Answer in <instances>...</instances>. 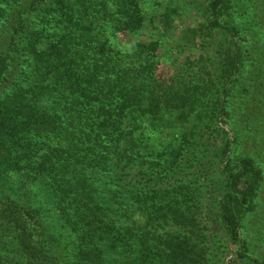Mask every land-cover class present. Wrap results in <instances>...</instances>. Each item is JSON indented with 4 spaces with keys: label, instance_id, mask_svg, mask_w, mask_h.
Instances as JSON below:
<instances>
[{
    "label": "trees",
    "instance_id": "trees-1",
    "mask_svg": "<svg viewBox=\"0 0 264 264\" xmlns=\"http://www.w3.org/2000/svg\"><path fill=\"white\" fill-rule=\"evenodd\" d=\"M142 5L0 0V264H211L221 235L240 264H264V162L233 161L239 135L210 143L231 101L251 99L238 96L246 52L221 20L227 0L210 3L216 76L164 75L166 13L161 36L117 48L143 30Z\"/></svg>",
    "mask_w": 264,
    "mask_h": 264
},
{
    "label": "rangeland",
    "instance_id": "rangeland-1",
    "mask_svg": "<svg viewBox=\"0 0 264 264\" xmlns=\"http://www.w3.org/2000/svg\"><path fill=\"white\" fill-rule=\"evenodd\" d=\"M211 2L212 0H143L142 7L146 16L143 30L129 38L117 37L112 42L117 48L132 49L138 42H149L161 36L164 30L160 21L166 13L174 22L173 26H170L171 30L164 36L166 43L169 42L165 46L168 51H164V75L170 78L181 71L197 72L200 67L206 65L216 76L222 70L224 54L220 49L221 33L209 27L212 20ZM151 18H155L154 24L151 23ZM221 20L223 23H231L241 31L239 42L245 48L246 62L242 74L244 85L238 96H251V99L241 101L240 105H234L235 100L231 101V117L225 122H219L217 129L220 130L221 136L210 139V143L216 148H221L227 139L232 141L239 135L243 141L234 144L233 161L252 155L264 162V144L254 146L256 140L264 142V0H227V10ZM200 56L204 57V60L199 61ZM242 120L255 121L249 134H246ZM256 129L258 130L255 131ZM262 218L251 216L249 219L248 235L258 250L263 248L259 247L261 240L258 239L257 233L263 227ZM136 219L140 221V217ZM220 237L225 239L218 240ZM220 241L228 248L218 249L211 264H240L238 243L236 244L229 235H221L215 239V242Z\"/></svg>",
    "mask_w": 264,
    "mask_h": 264
}]
</instances>
